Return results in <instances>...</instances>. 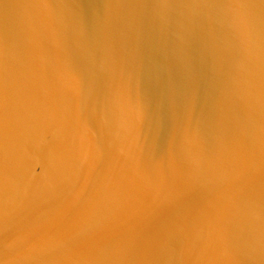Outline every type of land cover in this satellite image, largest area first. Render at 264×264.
<instances>
[{
    "label": "water",
    "instance_id": "obj_1",
    "mask_svg": "<svg viewBox=\"0 0 264 264\" xmlns=\"http://www.w3.org/2000/svg\"><path fill=\"white\" fill-rule=\"evenodd\" d=\"M0 264H264V0H0Z\"/></svg>",
    "mask_w": 264,
    "mask_h": 264
}]
</instances>
